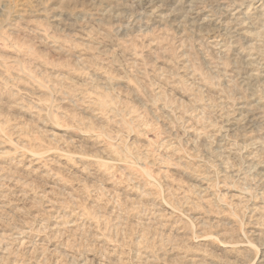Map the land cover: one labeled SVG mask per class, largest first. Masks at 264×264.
Returning <instances> with one entry per match:
<instances>
[{"label":"rangeland","instance_id":"374dc122","mask_svg":"<svg viewBox=\"0 0 264 264\" xmlns=\"http://www.w3.org/2000/svg\"><path fill=\"white\" fill-rule=\"evenodd\" d=\"M150 2L0 0V264H264L262 2Z\"/></svg>","mask_w":264,"mask_h":264},{"label":"bare ground","instance_id":"6f19581e","mask_svg":"<svg viewBox=\"0 0 264 264\" xmlns=\"http://www.w3.org/2000/svg\"><path fill=\"white\" fill-rule=\"evenodd\" d=\"M164 2V0H152V2L149 3V5L147 6V11L146 12H141L139 15L140 17L142 18H147L149 16H153L154 18L158 17V18H162L164 19V22H167V21H170V19L172 18V16H169L165 13V8L163 5H161L162 3ZM218 2V1H217ZM256 1H247L246 3L244 4H240V3H237L235 4L236 7H242L243 9H245L250 3H254ZM262 4L260 6L257 7V10H261L262 8H264V0H260V2H258L257 0V3H261ZM193 3H195L194 1H192L191 3V7H192V13L194 14V16L196 17V19H199V20H204V24H211V23H215V20H212L211 18H207V19H203L204 18V10L202 9L203 7H197V5H193ZM257 3L255 4V6L257 5ZM193 5V6H192ZM234 7L232 6L231 10L233 9ZM241 9V8H240ZM239 9V12L238 14L241 15V12H243V10H240ZM230 10V11H231ZM238 10V9H237ZM264 10V9H263ZM180 11V10H179ZM178 11V12H179ZM181 12V11H180ZM237 14V15H238ZM226 17V16H225ZM236 20L233 21V22H225L223 23L224 25V29L226 30H233L234 28L237 29V31H235L234 33H238L240 34L241 31H244L243 29H238L237 28V23L241 22L242 23V17L240 16L238 18L235 17ZM186 19V18H185ZM175 21V20H174ZM243 26V25H242ZM250 72V71H249ZM253 79V77H252ZM248 113V112H247ZM249 118V117H248ZM230 135V134H229Z\"/></svg>","mask_w":264,"mask_h":264}]
</instances>
